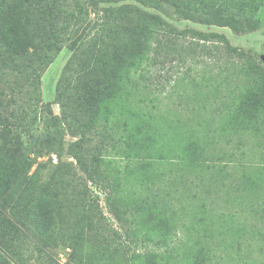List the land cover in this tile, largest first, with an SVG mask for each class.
Segmentation results:
<instances>
[{"label": "trees", "instance_id": "1", "mask_svg": "<svg viewBox=\"0 0 264 264\" xmlns=\"http://www.w3.org/2000/svg\"><path fill=\"white\" fill-rule=\"evenodd\" d=\"M176 21L248 34L264 27V0H0L2 51L9 56V68L21 75L26 86L21 83L18 89L27 101L25 104L31 106L22 107L20 119L36 121L39 114L45 127L46 143L58 149H62L65 135L75 138L67 145L66 152L76 162V167L61 162L52 165L53 169L42 178L39 168L30 174L33 162L22 149L9 150L3 145L0 219L3 217L7 222L6 225L0 223V249L10 250L12 255L23 251L32 227L38 230V235L27 242V249L30 244L60 242L70 249V260L74 264L83 263L78 242L97 250L98 262L103 264H160L161 260L164 264H211V256L215 255L203 241L197 240L192 246L180 243L170 247L179 212L166 204L163 197L158 193L154 194L156 200L152 195L141 199L134 193L128 197L119 175L114 176L111 163L101 157L104 150L91 154L89 159L86 155L94 137L104 143L111 119L122 122L124 130L132 123L133 130L128 133L134 132V136L131 135L133 146L150 153L157 125L149 123L144 130L141 122L133 124L131 118L125 119L135 116L130 109L131 93L127 85L133 81L136 71H143L150 64L151 55L156 53L165 34L173 39L189 34L199 41L215 39L223 43L226 53L232 60L237 58L238 63V68L232 66L237 71L235 90L223 129L238 138L244 136V140L249 136L257 141L260 136L264 138V52L258 55L240 50L231 46L223 34L189 28L176 30L173 25ZM65 46H70L72 52L55 87V100L61 111L59 117L50 115V108L41 104L39 82L42 73ZM31 53L35 55L32 62L36 64L25 66L24 71L18 57L25 58ZM76 71L80 73L76 90L85 98H95L88 119L67 112L69 80ZM102 72L108 78L103 77ZM11 102L16 103L13 98ZM3 129L9 133L5 124ZM126 144L129 145L128 141ZM191 150L198 161L203 149L199 148V152L198 147L193 149L192 146ZM254 169L244 176V192L260 198L259 193H264V165ZM62 190L68 191L69 196L59 192ZM9 191H17L11 203L7 198L10 196L6 195ZM59 193L66 198L68 208L81 217L79 226L68 228L62 223ZM101 199L119 221L118 208L122 207V213L131 209L140 223L148 217L153 226L142 234L131 229L121 234L104 216L99 204ZM262 207L264 213V205ZM207 232L201 236L204 240L210 230ZM150 240H156L158 248L165 249L166 256L151 251L147 244L143 252H136L141 249L140 243ZM130 243L134 246L131 252ZM0 264H8L1 252Z\"/></svg>", "mask_w": 264, "mask_h": 264}, {"label": "rangeland", "instance_id": "2", "mask_svg": "<svg viewBox=\"0 0 264 264\" xmlns=\"http://www.w3.org/2000/svg\"><path fill=\"white\" fill-rule=\"evenodd\" d=\"M91 19L90 25L93 16ZM173 25L176 30L189 28L223 34L231 46L240 50L258 55L264 52V27L248 34H235L227 28H207L186 21H176ZM165 35L161 36V44L151 55L147 68L136 71L133 81L127 85L131 93L130 109L135 116L125 119L131 118L133 124L141 122L145 125L144 130L149 123L157 125L153 136L155 141L150 142V153L133 146L134 132L132 137L128 133V130H133L132 123L124 130L122 122L111 119L104 143L99 137H94L87 147L89 151H85L87 158L100 149L104 150L101 157L111 163L110 168L114 176L119 175L128 197L134 193L141 199L152 195L156 200L158 198L154 194L158 193L166 204L179 212L170 247H177L180 243L192 246L198 240L213 250L215 256H211V264H264V193L261 191L260 198H257L244 192L245 174L264 165V138L260 136L257 141L249 136L245 141L244 136L238 138L223 129L235 90L237 71L232 66L238 68L237 58L232 60L223 43L215 39L199 41L189 34L185 38L173 39ZM2 49L0 41V93L3 92L0 95V158L3 145H7L9 150L22 149L33 162L30 174L39 168L42 178L53 169L52 165L59 162L76 167L75 160L66 152L67 145L75 138L65 135L62 149H58L46 143L45 127L39 114L36 121L20 119L22 107L28 109L31 106L25 104L27 101L18 89L19 84L25 85L21 75L9 68V56ZM29 51L33 52V49ZM71 52V47L65 46L40 78L41 104L49 107L53 116H61L55 100V87ZM34 56L31 53L25 58L18 57L24 71L25 66L34 67ZM101 74L108 78L104 72ZM79 78V71L70 76L67 112L88 119L95 98H85L81 91L76 90ZM11 98L16 103L11 102ZM4 124L9 133L4 131ZM192 146L193 149L198 147V151L203 149L199 151V162L191 153ZM59 192L69 196L68 191ZM6 195L10 196L7 197L9 203L14 202L17 191H9ZM59 197L62 223L68 228L79 226L81 217L68 208L66 198ZM99 204L109 223L121 234L126 229L142 234L153 226L148 217L140 223L131 209L122 213V207L118 208L119 221L102 199ZM0 220L2 225H6L5 218ZM30 229L26 244L38 235L37 229ZM207 230L210 234L204 240L201 236L208 234ZM156 240L140 243L141 249L136 252H143L147 244L151 251L166 256L165 249L158 248ZM26 244L16 255L8 249H0V252L8 264H74L70 260V249L60 242L54 245L30 244L29 249ZM78 246L82 264H103L98 262L97 250L83 242H78ZM129 246L130 252L133 251V243ZM160 264H164V260Z\"/></svg>", "mask_w": 264, "mask_h": 264}]
</instances>
